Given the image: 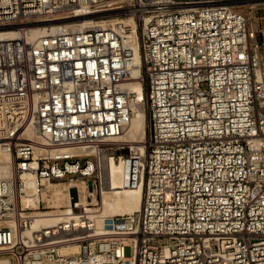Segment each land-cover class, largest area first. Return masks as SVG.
Segmentation results:
<instances>
[{
    "label": "built area",
    "instance_id": "built-area-1",
    "mask_svg": "<svg viewBox=\"0 0 264 264\" xmlns=\"http://www.w3.org/2000/svg\"><path fill=\"white\" fill-rule=\"evenodd\" d=\"M250 1L0 0V29L18 31L0 39V263L264 264V43ZM91 14L135 26L78 27ZM33 25L49 30L28 40ZM132 31L149 136L122 162L140 207L99 230L76 202L32 230L47 185L81 180L98 205L99 153L132 120Z\"/></svg>",
    "mask_w": 264,
    "mask_h": 264
},
{
    "label": "bare ground",
    "instance_id": "bare-ground-1",
    "mask_svg": "<svg viewBox=\"0 0 264 264\" xmlns=\"http://www.w3.org/2000/svg\"><path fill=\"white\" fill-rule=\"evenodd\" d=\"M264 3V0H253L250 1V5H256L258 3ZM103 14L96 15H80V19L77 24L78 27H97V26H107L110 24H128L134 29V23L132 19H124L117 17L115 15H110L108 17H101ZM55 29V28H53ZM49 27L45 28L43 25H33L26 34L28 40H33L40 35L44 34ZM18 36V31L13 28H1L0 29V39H12ZM131 37H133L134 43L132 44L133 53L130 63L132 76L134 79L126 87L129 89V93L132 98L131 102V115L132 120L129 125L125 128L127 130L123 131L121 135L117 138L119 144L117 149L107 148L102 150L99 154V168L98 174L100 178V192L101 193V207L89 208L88 207V197L91 195L86 189V184L81 181H75L73 183H56L53 185H47L46 195L47 201L52 202V207H63V209H58V212H47L48 215H43L42 217L36 218L31 226L32 230L41 229L43 227H50L56 224L57 221L63 219L65 216L71 212L74 203L77 202L78 205L84 207L86 213L94 222L95 226L99 230H107L111 225V218L114 217L117 212H129L128 214L134 213L140 207L142 197H143V185L142 183L137 184L132 188L127 195H123L125 190L124 173H123V158L128 157L124 153V150H130L133 148H138L139 151L143 152L144 148L136 140H125L134 138L139 134L146 135L147 128L144 127L143 120L145 115L141 109V105L138 102L140 98V93L142 90L141 81L138 80L139 65L141 63V56L138 52V46L136 42V37H134V32H131ZM143 112V113H142ZM125 132V133H124ZM30 133V132H29ZM138 139V138H137ZM147 139V138H146ZM144 142V141H143ZM138 144L140 146H138ZM5 155L0 154V174L7 175L10 172V164L3 160ZM142 186V188H141ZM141 189V190H140ZM72 190H77L79 194L78 198H73ZM93 194V202L96 201L95 194ZM0 264H8L1 262Z\"/></svg>",
    "mask_w": 264,
    "mask_h": 264
},
{
    "label": "rangeland",
    "instance_id": "rangeland-1",
    "mask_svg": "<svg viewBox=\"0 0 264 264\" xmlns=\"http://www.w3.org/2000/svg\"><path fill=\"white\" fill-rule=\"evenodd\" d=\"M251 14H252L251 25H252L253 30L255 31L257 40L259 42H261V43H264V3L260 2V3L256 4V5H253V7H252V13ZM141 84H142V90H141V93H140L141 96L138 99V102L140 103L141 109L144 112V113L143 112L142 113L145 115L144 120H143V124H144V127L147 128V134H148V114H147V111H146V102H145V95H144V86H143V83L142 82H141ZM126 131L127 130H125V132ZM148 136H149V134H148ZM146 138H148V137H146V135L139 134V135H137L134 138L125 139V140H127V141L128 140L129 141L130 140H136V141L139 142V139H140L139 144L140 145L141 144L143 145V141H145ZM139 144H138V146H140ZM141 147H143V146H141ZM133 149H137L138 150V148H133ZM133 149H130V150H133ZM130 150H124V153L127 154V156H129L130 155L129 154ZM122 182H124V179L122 180ZM141 188H142V186H141ZM131 189L132 188H126L125 187V190L122 192L123 195L124 194L127 195L128 192ZM72 194H73V198H76L77 197V194H76V191L75 190H72ZM97 194H98V196H97L98 205L95 206V207H89L88 206L89 208H97V207L99 208V207H101V193L97 192ZM88 202H89L88 204L92 203L90 201V199H88ZM48 203H49V205L51 207V209L48 212H55L56 213V212H58L57 211L58 209H63V207H56V208L52 207V205H53L52 202H49L48 201ZM128 213L129 212H125V213L124 212H120V213L117 212V214H121V215L128 214ZM126 253H127V255H129V251L126 250Z\"/></svg>",
    "mask_w": 264,
    "mask_h": 264
}]
</instances>
